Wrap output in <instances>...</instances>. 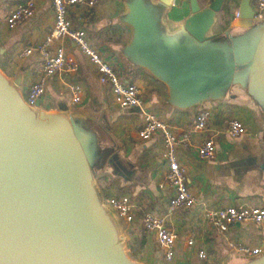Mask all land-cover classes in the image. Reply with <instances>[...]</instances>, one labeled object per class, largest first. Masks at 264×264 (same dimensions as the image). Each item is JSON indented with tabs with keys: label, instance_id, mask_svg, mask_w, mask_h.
Masks as SVG:
<instances>
[{
	"label": "water",
	"instance_id": "obj_1",
	"mask_svg": "<svg viewBox=\"0 0 264 264\" xmlns=\"http://www.w3.org/2000/svg\"><path fill=\"white\" fill-rule=\"evenodd\" d=\"M116 1L114 25L127 38L112 49L127 83L144 71L166 87L141 112L243 102L256 112L264 146V16L255 19L253 0H233L239 17L223 29L231 0H190L180 20L172 18L177 0ZM11 47L0 44V264H164L133 256L128 238L143 237V222L127 224L99 184L109 176L164 196L157 165L143 164L153 141L129 150L105 111L30 106L23 72L14 78L1 64ZM222 264H264V249L254 257L231 252Z\"/></svg>",
	"mask_w": 264,
	"mask_h": 264
},
{
	"label": "crops",
	"instance_id": "obj_2",
	"mask_svg": "<svg viewBox=\"0 0 264 264\" xmlns=\"http://www.w3.org/2000/svg\"><path fill=\"white\" fill-rule=\"evenodd\" d=\"M26 1L6 0L0 7V44L9 43L12 46L7 57L2 58L1 64L7 65L11 72L9 75L14 78L23 72L25 96L40 77L44 59L36 53L29 59L13 63L15 57L13 54H16L19 49L39 45L51 33L54 26L52 0H38L35 16L16 30L10 31L7 27V19L11 11ZM189 1H176L172 14L173 20H180L189 15ZM206 1L201 0L204 4ZM118 9L116 0H100L94 9L72 8L70 17L75 26L87 31L93 46L118 65L122 78L127 83L124 66L112 49L114 45L121 44L127 38V30L114 25ZM236 12H238V3L231 0L220 14V28L230 27ZM63 45L68 57L78 63L79 72H62L49 79L46 94L41 100V108L56 111L59 110V106H68L72 110L87 113L105 111L111 118L114 135L125 147L131 150L144 143L139 138L144 112H141L139 108H120L115 103L110 87L99 84V75L89 60L68 40H65ZM129 83H135L142 88L146 102L155 95L163 96L166 93V87L153 80L144 71H139ZM71 84H80L84 87L83 101L76 106L72 104L69 88ZM205 109L210 110L212 116L206 132L200 135L197 141L215 137L217 160L204 161L200 159L195 149H179L181 162L188 171L187 184L198 201L196 207L173 212L169 208V201L175 192L166 181L168 166L161 136L151 139L152 146L145 152L143 164L157 165L153 177L164 196L156 198L147 190L140 191L132 185L124 186L121 180H115L109 176L102 177L99 182L106 197L109 196L107 199L122 196L131 198L138 207L136 220L142 221L145 213H154L166 218L167 226L179 235L176 260L173 264H222L231 255L222 236L204 220L202 210L205 207L221 208L239 205L264 207V146L259 137L260 128L252 105L243 102H222L189 112L169 111L158 107H153L150 111L156 112L171 128L181 133L192 129L197 115ZM231 119L243 122L247 126L246 134L236 139L231 138L227 133ZM128 191L131 193L128 194ZM263 227L264 224L261 226L253 223L237 224L231 228L230 233L235 240L261 247L263 250ZM143 234H146L145 231ZM146 236L148 244L144 261L164 263V250L156 235L146 234ZM135 238L137 237H129V244ZM191 239L195 240L192 247L188 245ZM200 249L207 251L208 261L202 262L199 259Z\"/></svg>",
	"mask_w": 264,
	"mask_h": 264
},
{
	"label": "built area",
	"instance_id": "obj_3",
	"mask_svg": "<svg viewBox=\"0 0 264 264\" xmlns=\"http://www.w3.org/2000/svg\"><path fill=\"white\" fill-rule=\"evenodd\" d=\"M100 0H52L54 12V26L51 33L36 47H27L17 50L13 63L24 61L38 53L44 59L42 73L31 86L26 95L27 103L36 107L46 94L49 79L62 72L78 73L79 65L69 58L63 42L68 40L74 44L82 55L96 69L101 83L108 85L114 96L115 103L120 108H143L146 98L143 90L135 83L124 82L121 71L113 61H110L102 52L97 50L88 37L86 30L75 26L70 17V10L74 7L94 9ZM38 0H27L24 4L14 8L8 19L7 27L10 31L16 30L23 23L35 16ZM255 19L264 16V0H253ZM239 17L236 12L235 19ZM72 104L79 105L83 101L84 87L80 84H71ZM144 120L139 131V138L150 141L155 136H161L164 141V157L167 161L166 181L175 192L169 201L170 210L192 209L198 201L187 184V167L181 162L179 149H195L201 160L216 161L218 158L215 137H209L201 142L197 138L204 134L208 128L212 113L202 110L196 117L192 129L176 132L168 123L154 111H143ZM247 126L238 119H231L228 123L227 133L231 138H239L246 134ZM108 202L116 213L127 223L136 220L137 205L128 196L112 197ZM203 218L222 236L227 248L231 252L254 257L263 251L249 243L237 241L230 231L237 224L253 223L258 226L264 224V207L255 205L226 206L221 208L205 207L202 210ZM146 234H154L164 250L163 262L173 264L177 255V242L179 235L167 226L166 218L154 213H145L142 219ZM195 240L191 239L188 245L192 247ZM199 259L206 262L209 255L205 249L198 252Z\"/></svg>",
	"mask_w": 264,
	"mask_h": 264
},
{
	"label": "trees",
	"instance_id": "obj_4",
	"mask_svg": "<svg viewBox=\"0 0 264 264\" xmlns=\"http://www.w3.org/2000/svg\"><path fill=\"white\" fill-rule=\"evenodd\" d=\"M4 69V66H2ZM109 196H107L108 198ZM148 244V238L146 234L143 235L142 238H135L130 244V250L133 256L139 260H145V249Z\"/></svg>",
	"mask_w": 264,
	"mask_h": 264
},
{
	"label": "rangeland",
	"instance_id": "obj_5",
	"mask_svg": "<svg viewBox=\"0 0 264 264\" xmlns=\"http://www.w3.org/2000/svg\"><path fill=\"white\" fill-rule=\"evenodd\" d=\"M234 17H235V16H234ZM88 37H89V36H88ZM13 55L15 56V54H13ZM13 55H12V56H13ZM2 66H4V70H5L8 74L11 73V72L8 70L7 65H4V64L2 63ZM138 84H139V83H138ZM139 85L142 86V84H139ZM129 193H131V191H130V192L128 191V194H129ZM131 240H132V239H131ZM254 240H255V239H254ZM251 241H253V240H251ZM251 243H252V242H251Z\"/></svg>",
	"mask_w": 264,
	"mask_h": 264
}]
</instances>
